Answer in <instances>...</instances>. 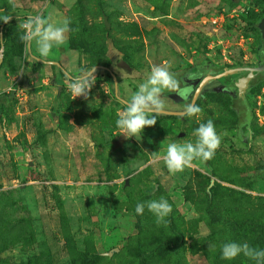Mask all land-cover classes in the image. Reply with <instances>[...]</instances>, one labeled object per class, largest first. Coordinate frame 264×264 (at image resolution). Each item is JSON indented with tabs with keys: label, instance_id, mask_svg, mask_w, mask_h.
Wrapping results in <instances>:
<instances>
[{
	"label": "rangeland",
	"instance_id": "obj_1",
	"mask_svg": "<svg viewBox=\"0 0 264 264\" xmlns=\"http://www.w3.org/2000/svg\"><path fill=\"white\" fill-rule=\"evenodd\" d=\"M38 13L71 19L47 63L16 18ZM4 15L13 18L0 21V264H257L221 259V246L264 244L237 224H264V72L251 70L264 66V0H0ZM160 64L179 91H165V112L140 140L125 139L117 112ZM93 68L88 99L74 98L70 76ZM199 85L202 111L188 116ZM208 120L222 134L214 157L171 174L167 145L194 143ZM161 197L172 206L166 223L135 212Z\"/></svg>",
	"mask_w": 264,
	"mask_h": 264
},
{
	"label": "clouds",
	"instance_id": "obj_2",
	"mask_svg": "<svg viewBox=\"0 0 264 264\" xmlns=\"http://www.w3.org/2000/svg\"><path fill=\"white\" fill-rule=\"evenodd\" d=\"M13 9L17 7V0H9ZM13 16L4 15L0 21L9 23ZM19 21L18 26L24 29V34L20 37L30 48L33 41L36 43L40 61L47 63L53 47H59L66 41L67 33L71 30V19L65 18L61 24L57 25L45 19L41 14L28 16L24 22ZM2 51V49H0ZM170 64L153 65L150 73L144 82L138 85L136 90L126 102V107L117 112L115 121L116 127L120 130L118 135L125 139L135 137L140 140L141 132L145 127L154 126L157 123V116L166 110L164 94L167 92H178L179 81L175 74L170 71ZM96 68L90 71H82L79 75L70 76L71 83L67 85L74 98L83 97L88 99L90 90L96 83ZM185 114L195 116L202 109L195 103L186 104ZM195 142H185L183 144L171 142L167 145L163 162L171 174L183 172L190 167L194 160L207 161L212 159L222 143V134L218 133L212 120L200 123L194 130ZM159 158V157H158ZM145 207L156 217L157 223H166V218L172 212V206L165 197L159 200H149L136 204L135 212L143 215ZM221 259L231 260L241 253L257 261V264H264V249H257L248 243L239 244L236 242H226L222 246ZM212 245H209L211 250Z\"/></svg>",
	"mask_w": 264,
	"mask_h": 264
},
{
	"label": "water",
	"instance_id": "obj_3",
	"mask_svg": "<svg viewBox=\"0 0 264 264\" xmlns=\"http://www.w3.org/2000/svg\"><path fill=\"white\" fill-rule=\"evenodd\" d=\"M259 29H260V32H261L262 41L264 43V18L261 19V22L259 24ZM251 70L252 71L254 70V71H262V72H264V66H262V67H256V68H251ZM251 77H252V74L251 73L248 74V76L246 77V79L244 80V82L241 83V85L239 86L238 93H237V96H238V100L240 102V105L244 109V112L243 113H240V117L241 118H244L247 115V113H248V104L244 100V92H243V90H244L245 86L247 85V82L249 81V79H251ZM200 87L201 86L199 85L196 88L191 103H194V101L196 99V96H197V94L199 92Z\"/></svg>",
	"mask_w": 264,
	"mask_h": 264
},
{
	"label": "trees",
	"instance_id": "obj_4",
	"mask_svg": "<svg viewBox=\"0 0 264 264\" xmlns=\"http://www.w3.org/2000/svg\"><path fill=\"white\" fill-rule=\"evenodd\" d=\"M109 74H110V72H109ZM208 82V81H207ZM207 82H205V83H207ZM205 86L206 85H204V88H205ZM248 224L250 227H256L257 228V230L260 232V233H264V224H262V223H258V222H252V221H250V220H246V221H241V222H239V223H237L238 224V226H241V225H243V224ZM264 242H262V244H263ZM252 247H254V248H257V249H264V244H263V246H260V247H257V246H252Z\"/></svg>",
	"mask_w": 264,
	"mask_h": 264
}]
</instances>
